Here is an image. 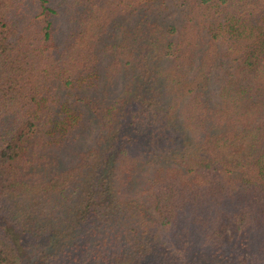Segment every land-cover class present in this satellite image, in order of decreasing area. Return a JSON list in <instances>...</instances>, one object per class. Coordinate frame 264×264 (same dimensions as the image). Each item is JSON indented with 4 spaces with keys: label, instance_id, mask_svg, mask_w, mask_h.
<instances>
[{
    "label": "trees",
    "instance_id": "1",
    "mask_svg": "<svg viewBox=\"0 0 264 264\" xmlns=\"http://www.w3.org/2000/svg\"><path fill=\"white\" fill-rule=\"evenodd\" d=\"M0 264H264V0H0Z\"/></svg>",
    "mask_w": 264,
    "mask_h": 264
},
{
    "label": "rangeland",
    "instance_id": "2",
    "mask_svg": "<svg viewBox=\"0 0 264 264\" xmlns=\"http://www.w3.org/2000/svg\"><path fill=\"white\" fill-rule=\"evenodd\" d=\"M92 137V136H91ZM91 137H89V138H87V140L86 141H91ZM85 140H83V142H86ZM89 143V142H88ZM136 190H141L140 188H136ZM138 193H139V191H138ZM138 193H137V195H138ZM136 195V196H137ZM139 199L141 200V199H144L145 201H147V199H148V197L147 196H143V194L140 192V194H139ZM147 205L149 206V204L147 203Z\"/></svg>",
    "mask_w": 264,
    "mask_h": 264
}]
</instances>
